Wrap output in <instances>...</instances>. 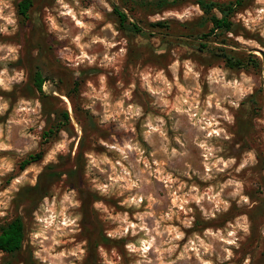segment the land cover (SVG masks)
Wrapping results in <instances>:
<instances>
[{"label":"rangeland","instance_id":"374dc122","mask_svg":"<svg viewBox=\"0 0 264 264\" xmlns=\"http://www.w3.org/2000/svg\"><path fill=\"white\" fill-rule=\"evenodd\" d=\"M18 1L0 0V224L25 237L0 264H264V0L205 48L194 0Z\"/></svg>","mask_w":264,"mask_h":264},{"label":"trees","instance_id":"16d2710c","mask_svg":"<svg viewBox=\"0 0 264 264\" xmlns=\"http://www.w3.org/2000/svg\"><path fill=\"white\" fill-rule=\"evenodd\" d=\"M125 5L129 2L139 5H158L160 7L165 6L167 0H121ZM249 0H194L199 8L202 10L206 20L211 24L207 32L201 33L199 39H205V43H200L202 47H206L207 39L213 36L225 35L226 33L233 32L234 23L232 21L233 15L239 11ZM33 6V0H19L16 3V12L21 17H27L31 7ZM114 13L117 16L119 25L126 31L141 32L140 28L134 22H130L127 14L114 6ZM156 25H162V22H157ZM223 62L229 68H242L246 66L242 58L230 55L226 52L220 54ZM253 61V60H251ZM49 78L42 73L38 68H34L30 73L29 89L32 93L43 94V84ZM55 118L50 122L49 128H47L43 135L45 139H51L55 134L63 129L68 130L70 125V117L67 110H54ZM42 158V152L29 154L27 158L22 160L20 168L24 169L27 165L40 161ZM34 189L39 190V181L34 185ZM45 189V188H44ZM43 195L45 192L42 193ZM25 237L24 223L19 216H15L10 220L0 224V253L7 255H14L21 251L23 241Z\"/></svg>","mask_w":264,"mask_h":264},{"label":"bare ground","instance_id":"6f19581e","mask_svg":"<svg viewBox=\"0 0 264 264\" xmlns=\"http://www.w3.org/2000/svg\"><path fill=\"white\" fill-rule=\"evenodd\" d=\"M50 219H51V221H52V216H50ZM61 224H64V222H63V223H61Z\"/></svg>","mask_w":264,"mask_h":264}]
</instances>
